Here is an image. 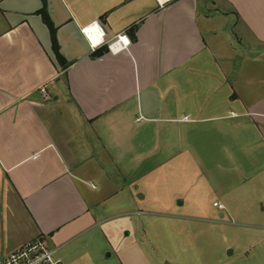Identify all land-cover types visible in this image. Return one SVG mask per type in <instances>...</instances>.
<instances>
[{"label":"crops","instance_id":"obj_1","mask_svg":"<svg viewBox=\"0 0 264 264\" xmlns=\"http://www.w3.org/2000/svg\"><path fill=\"white\" fill-rule=\"evenodd\" d=\"M95 24L131 44L93 46ZM263 65L264 0H0V253L43 238L65 261L112 171L205 150L198 185L242 222V264H264Z\"/></svg>","mask_w":264,"mask_h":264},{"label":"rangeland","instance_id":"obj_2","mask_svg":"<svg viewBox=\"0 0 264 264\" xmlns=\"http://www.w3.org/2000/svg\"><path fill=\"white\" fill-rule=\"evenodd\" d=\"M153 137L148 146L156 151L158 138ZM207 157L202 150L200 160L190 156L181 167L171 163L148 174L134 172L131 178L112 171L117 184L107 181L103 189L116 195L103 204L109 210L99 214L102 222L82 237L79 247L65 251V261L60 252L55 257L62 264H242V246L233 238L238 233L228 224L242 222L222 217L224 211L213 206L217 196L198 185L205 179Z\"/></svg>","mask_w":264,"mask_h":264},{"label":"built area","instance_id":"obj_3","mask_svg":"<svg viewBox=\"0 0 264 264\" xmlns=\"http://www.w3.org/2000/svg\"><path fill=\"white\" fill-rule=\"evenodd\" d=\"M85 29L89 31L85 32ZM83 31L92 41L93 46L106 43L110 50L120 51L131 44L129 37L124 34H118L112 40L106 41L102 29L96 24L85 27ZM42 91L46 92V89L43 88ZM213 204L220 211L226 209V206L219 201ZM56 251L43 238H35L10 253H0V264H62L61 259L55 257Z\"/></svg>","mask_w":264,"mask_h":264},{"label":"trees","instance_id":"obj_4","mask_svg":"<svg viewBox=\"0 0 264 264\" xmlns=\"http://www.w3.org/2000/svg\"><path fill=\"white\" fill-rule=\"evenodd\" d=\"M46 21H47L49 24H51V21H50V19H49L48 17H46ZM53 40H54L55 43H56V38H55V37L53 38Z\"/></svg>","mask_w":264,"mask_h":264},{"label":"water","instance_id":"obj_5","mask_svg":"<svg viewBox=\"0 0 264 264\" xmlns=\"http://www.w3.org/2000/svg\"><path fill=\"white\" fill-rule=\"evenodd\" d=\"M221 216H223V214H221ZM232 252H233V250L231 249V250H230V253H232ZM167 264H170V263H169V262H167Z\"/></svg>","mask_w":264,"mask_h":264},{"label":"clouds","instance_id":"obj_6","mask_svg":"<svg viewBox=\"0 0 264 264\" xmlns=\"http://www.w3.org/2000/svg\"><path fill=\"white\" fill-rule=\"evenodd\" d=\"M84 31H85V32H88L89 30H88V29H85ZM93 39H95V37H93Z\"/></svg>","mask_w":264,"mask_h":264}]
</instances>
